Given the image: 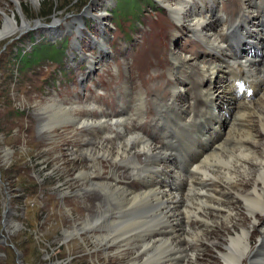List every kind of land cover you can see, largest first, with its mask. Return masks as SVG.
Wrapping results in <instances>:
<instances>
[{
	"label": "rangeland",
	"instance_id": "obj_1",
	"mask_svg": "<svg viewBox=\"0 0 264 264\" xmlns=\"http://www.w3.org/2000/svg\"><path fill=\"white\" fill-rule=\"evenodd\" d=\"M17 1L18 4L13 0H0V28L3 25L1 12L11 15V11L19 24L22 15L31 25L12 37L0 39V264H67L68 260L69 264H127L128 258L104 257L101 253L91 259L87 251L93 249L92 244L85 248L78 240L75 244L60 240L63 229L84 217L89 201L87 197L80 199L76 189H69L68 196L60 197L64 192L61 184L73 176L75 168L67 167L63 174L55 173L56 161L49 152L55 143L40 135L39 110L49 104L56 107L55 103L66 106L73 103L82 107L81 116L106 119L101 123L112 122L120 114L134 115L132 100L127 102L128 98L132 99V91L140 89L148 93L159 89L163 79L167 81L165 77L172 67V57H185L178 52L190 55L175 39L178 25L186 23H177L167 10L153 1L142 3L139 19L127 15V0H118L114 14L115 0L113 3L109 0ZM162 1L172 4L175 0ZM104 8L109 13L106 17ZM136 11L139 14V10ZM235 16L232 12L230 19ZM37 21L41 24L37 25ZM257 29L264 35L263 26ZM50 43L62 52L58 62L45 59L27 68L17 62L19 52L30 53L32 46ZM227 59L223 61L232 60L231 57ZM181 68L177 72H181ZM197 79L195 75L184 85L192 96H200L202 87L196 88ZM125 86L131 88L128 97L124 94ZM220 101L226 110L232 108L229 102ZM230 113L233 116L234 109ZM230 113L224 122L231 119ZM103 116L107 117L102 119ZM194 116L197 118L198 114ZM137 127L133 122L125 128L134 133L142 129V126ZM98 128L93 130H98L96 134L101 136ZM221 130L225 133L223 125L220 136ZM90 131L77 129L70 140H61L63 144L58 145V151L70 143L81 149L89 148V144L82 141L91 140ZM59 132L55 140L60 139ZM81 164L84 162L80 158L75 167ZM119 170L123 176H128V171L122 167ZM128 180V185L143 188ZM182 191L183 186H179V194ZM99 202L102 205L112 203L109 198ZM64 207L71 208V212ZM97 213L94 211V217ZM180 226L178 223L175 228ZM150 238L151 235L133 236L132 242L140 246Z\"/></svg>",
	"mask_w": 264,
	"mask_h": 264
},
{
	"label": "bare ground",
	"instance_id": "obj_2",
	"mask_svg": "<svg viewBox=\"0 0 264 264\" xmlns=\"http://www.w3.org/2000/svg\"><path fill=\"white\" fill-rule=\"evenodd\" d=\"M13 1L18 4L17 0ZM206 1L175 0L172 4L166 3L165 8L177 23H186L188 29L197 28L205 23L199 12L203 11L201 4ZM20 17L19 24L12 11L11 15L1 12L0 39L31 28L25 17ZM254 21L251 19L250 26ZM199 34L205 36V31L200 29ZM249 37L250 34L248 40ZM262 48L264 50V45ZM172 58V70H167L169 75L186 60V57ZM213 76L211 72L209 80ZM259 84V92L252 98L242 96L235 101L232 123L225 128V133L221 130L220 140H213L203 152L209 154L200 165L193 166L192 176L180 174L174 168L161 172L165 179L169 174L176 175L187 188L181 194L172 193L174 189L164 188L155 178L148 156H154L157 162L170 159L156 151L152 139L144 140L141 130L126 132L127 124L121 118L101 123L102 120L81 116L82 107L73 103L72 106L55 103L56 107L49 104L40 109V135L55 143L49 148L51 158L56 161L55 173L63 174L67 167L75 168H72L73 176L61 184L64 192L60 197L71 193L67 190L76 189L80 199L87 197L89 201L84 217L63 229L60 240H69L72 244L78 240L85 248L92 244L93 249L87 251L91 259L101 253L104 257L128 258L127 264H264V77L251 78L248 82V88L252 89ZM144 92L134 90V115H128L129 119H140ZM231 92L222 85L220 90L209 93L215 104L221 102L220 99L229 102ZM190 118L178 116L174 124ZM94 126L99 127L101 136L96 134L98 130H93ZM77 129L91 130V140L82 141L87 142L89 148L81 149L70 143L58 151L61 140H70ZM58 130L61 137L56 141ZM175 152L182 158L178 149ZM80 158L84 164L75 167ZM119 167L128 171V176H123ZM139 175H144L145 179L142 189L127 184L129 176H134L128 180L133 182ZM206 180L210 183L208 188H200ZM104 198L112 203L102 205L99 201ZM64 209L71 212V208ZM94 211L98 212L97 217ZM178 223L181 226L175 228ZM5 226L4 221V229ZM147 235L151 238L140 246L132 242L133 236ZM70 262L68 260L67 264Z\"/></svg>",
	"mask_w": 264,
	"mask_h": 264
},
{
	"label": "trees",
	"instance_id": "obj_3",
	"mask_svg": "<svg viewBox=\"0 0 264 264\" xmlns=\"http://www.w3.org/2000/svg\"><path fill=\"white\" fill-rule=\"evenodd\" d=\"M127 4V8H129L133 14L136 13L137 9H139V0H127ZM60 55L61 52L59 50H57L53 45H48L40 48L35 47L29 54H24L23 52L19 53L18 61L23 65V67H27L45 59L57 61L60 58Z\"/></svg>",
	"mask_w": 264,
	"mask_h": 264
}]
</instances>
